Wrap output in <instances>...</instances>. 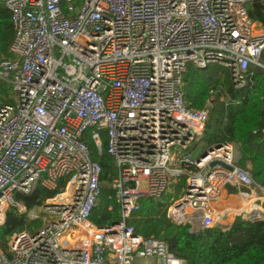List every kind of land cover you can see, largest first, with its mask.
Instances as JSON below:
<instances>
[{
    "label": "built area",
    "instance_id": "built-area-1",
    "mask_svg": "<svg viewBox=\"0 0 264 264\" xmlns=\"http://www.w3.org/2000/svg\"><path fill=\"white\" fill-rule=\"evenodd\" d=\"M0 1L14 28L11 57L0 58V225L10 208L30 221L46 214L41 227L9 237L0 264H187L128 222L143 199L184 178L172 221L191 232L227 229L216 207L224 190L260 189L237 164L235 142L194 157L210 107L189 108L183 85L189 65L218 64L236 88L248 84L251 67L263 70L264 27L248 6L264 0ZM88 133L113 159L111 182L92 159ZM102 182L112 184L120 218L101 227L91 218ZM37 186L59 191L28 211L16 194ZM260 212L237 217L264 219Z\"/></svg>",
    "mask_w": 264,
    "mask_h": 264
},
{
    "label": "trees",
    "instance_id": "trees-1",
    "mask_svg": "<svg viewBox=\"0 0 264 264\" xmlns=\"http://www.w3.org/2000/svg\"><path fill=\"white\" fill-rule=\"evenodd\" d=\"M248 9L251 19L264 27V2L254 1ZM13 38L11 13L0 1L1 59L11 57ZM260 61L264 64V53ZM248 80L246 86L236 88L229 70L218 64L204 70L189 65L184 74L183 90L189 108L201 110L210 107L203 140L209 145L220 142L238 144L240 154L237 164L250 173L256 186L264 188V71L260 67H251ZM90 137L89 133L86 134L84 141L91 150L92 159L102 166V179L111 182L116 176L113 159L105 150L99 153ZM106 147L104 140V149ZM184 187L183 178L161 198L143 199L140 210L132 215L128 224L134 227L138 235L165 240L170 252L187 264H264V219L247 220L240 216L227 229L211 227L200 234H192L189 224L174 223L168 209ZM242 190L250 191L248 188ZM58 191L37 186L29 194L17 193L16 200L31 211L43 206ZM111 194H114L113 190L103 189L101 203L93 212L91 219L98 226L112 224L120 218V206L115 195L110 198ZM250 199L241 202L239 198L237 203L244 204ZM110 205H113V211L108 210ZM245 208L248 211H262L253 201L251 207L246 204L244 208H234V212ZM42 225V219L30 221L26 213L20 214L15 208H10L4 224L0 225V247L6 249L8 239L14 233L25 229L35 230Z\"/></svg>",
    "mask_w": 264,
    "mask_h": 264
},
{
    "label": "crops",
    "instance_id": "crops-1",
    "mask_svg": "<svg viewBox=\"0 0 264 264\" xmlns=\"http://www.w3.org/2000/svg\"><path fill=\"white\" fill-rule=\"evenodd\" d=\"M235 189H236V187H235ZM237 189L240 190V187L237 186ZM231 190H230V192H228L227 190H224V192L221 194L220 201L217 204V208H218V211H219L220 216H221V223L228 224L229 226L236 219V216L241 215L242 211H245V210L248 211L245 208V209L240 210L239 212H234L235 211V210L233 211L234 208H237V209L244 208L246 204H247V206L251 207V203H253V201H254V203L258 201V196L248 194L249 195L248 197H244V196H246V194H243V195H239L238 196V199L240 198L241 202H244L246 199H249V198H251V199L248 200L244 204H239V203H237L236 198H235V196L239 193V190L237 192L231 191ZM252 194H254V193H252ZM255 194L261 195L263 193H262V191L259 188H256V193ZM250 201H252V202H250ZM260 208L262 210L260 212V214L264 218V205L262 204L260 206ZM229 214L232 215L231 218H229ZM152 262H153L152 260H150V262L147 261V263H152Z\"/></svg>",
    "mask_w": 264,
    "mask_h": 264
},
{
    "label": "rangeland",
    "instance_id": "rangeland-1",
    "mask_svg": "<svg viewBox=\"0 0 264 264\" xmlns=\"http://www.w3.org/2000/svg\"><path fill=\"white\" fill-rule=\"evenodd\" d=\"M91 138V137H90ZM200 145H202V146H198V148L193 152V154H194V157L195 158H198L199 156H201V154H203V152L205 151V149H207V147L208 146H210L209 144H207V142H205L203 139L200 141ZM194 146L195 145H193V146H191V148H190V150H192L193 148H194ZM232 188H226V190L228 191V192H230V190H231ZM237 189V188H236ZM239 189H237V191H238ZM172 191V190H171ZM170 191V192H171ZM231 191H233V190H231ZM235 191V190H234ZM239 191H241L242 192V190H239ZM244 192V191H243ZM250 195H255V196H258V201L257 202H255L254 204H257V206L258 207H260L262 204L264 205V198L263 197H260V195H258V194H255L256 193V188H251V190L248 192ZM252 193H254V194H252ZM235 198H237V196L235 197ZM260 198V199H259ZM217 207V206H216ZM234 210H236V209H234ZM233 210V211H234ZM40 214H41V217L43 218L42 219V221L44 220V219H46L45 217H46V214H44V213H42V211L40 210ZM232 217V215L231 214H229V218H231ZM237 217V216H236ZM29 219V218H28ZM44 222V221H43Z\"/></svg>",
    "mask_w": 264,
    "mask_h": 264
},
{
    "label": "water",
    "instance_id": "water-1",
    "mask_svg": "<svg viewBox=\"0 0 264 264\" xmlns=\"http://www.w3.org/2000/svg\"><path fill=\"white\" fill-rule=\"evenodd\" d=\"M263 70H264V67H263ZM220 146H221V143L216 144V147H220ZM210 149H213V147L211 146ZM207 152H208V149H205V151L203 152L202 156L206 155ZM217 164H219V165H221V166H223V167H225V168H227V169H232L231 166H229V165H227V164H225V163H223V162H221V161H214V162L210 163V166H214V165H217ZM101 185H102V187H103L104 189H110V188H112V184H109V183L102 182ZM260 189H261V191H262V193H263V192H264V189H263V188H260ZM179 203H180V202L178 201L176 204H179ZM201 231H202V229H201V227H200V228H198L197 230L192 231L191 233H192V234H195V233L200 234Z\"/></svg>",
    "mask_w": 264,
    "mask_h": 264
},
{
    "label": "bare ground",
    "instance_id": "bare-ground-1",
    "mask_svg": "<svg viewBox=\"0 0 264 264\" xmlns=\"http://www.w3.org/2000/svg\"><path fill=\"white\" fill-rule=\"evenodd\" d=\"M239 195H243V194H240V193H238L236 196L238 197ZM237 202H238V200H237ZM234 205V204H233ZM244 206V205H243Z\"/></svg>",
    "mask_w": 264,
    "mask_h": 264
}]
</instances>
